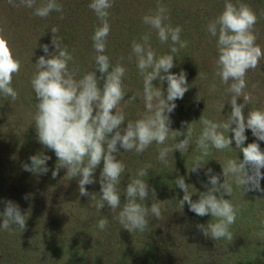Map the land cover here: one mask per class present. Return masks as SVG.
<instances>
[{"label": "rangeland", "instance_id": "1", "mask_svg": "<svg viewBox=\"0 0 264 264\" xmlns=\"http://www.w3.org/2000/svg\"><path fill=\"white\" fill-rule=\"evenodd\" d=\"M137 1L121 0L125 5L123 14L113 17L114 24L111 26L107 38V41L115 38L114 40L127 44L130 51L128 55L131 53L132 41H139L145 33L149 32L146 29L147 25L142 22L143 16L154 12L157 6V0H139L140 12H138L136 10ZM176 1L161 0L168 9V20L165 23H171L179 17L177 12L174 13L172 10ZM202 4L195 6L193 10L201 7ZM66 10L69 11L68 6ZM125 10L127 11L125 12ZM26 15H31V13ZM122 17L123 24H116L115 20H122ZM184 17L185 19H182L184 28L178 22L171 24L173 27L180 26L182 28V40H187L188 37L187 48L189 50L180 49V53L178 52V56L182 57L180 60L186 61L185 59L190 56V53L200 57L204 52L208 57L205 59V64L201 62L202 68H193L189 76L193 89L198 90L189 92V95L191 99L195 95L198 96V100L193 104H188V96H185L180 100L176 113L170 114V129L183 134L177 136L175 140L170 136L166 143L171 145L185 139L187 126L195 121L192 124L193 136L188 152L182 154L176 150L170 153L166 166L157 158L159 146L155 143H153V147L149 148L150 150L143 153H151L148 157L145 155V158H141L143 154L138 158L139 155L135 152L132 154L120 149L115 154L117 160H121L126 166L118 185L121 204L127 200L123 191L127 187L130 177L135 176L137 170L143 168L148 172V175L143 179L147 181L150 192L151 189H155V202L159 203L161 208L160 219L149 216V227L146 231L133 233L123 229L118 220L113 218L118 215L119 209L117 213H112L107 205L101 210L96 207L100 202L101 185L99 181L103 162L93 174L95 183L85 186L89 193L96 194L95 200H92L90 196L80 195L79 178L66 176V169L61 168L59 174L55 178L52 177V172L56 169L58 161L54 151L45 148L38 142L33 121L37 100L30 81L38 58L42 55L46 56L42 45H49V52L55 51V46L52 44L53 33L51 32L53 26L49 31L41 30L40 33L35 34L34 26L30 30L28 25L32 20L24 19L22 21L27 24L21 25L22 35L19 45H25L24 47L32 49L23 51L22 54L19 53L20 56L15 57L20 60L21 64L19 74L14 75L12 81L13 88L18 91V99L12 102L10 97L6 98L0 95V213L4 211V202L11 200L19 205L27 222L24 230L19 229L16 225L10 226L8 230L0 229V264H264V192H244L242 187L236 185L230 178L233 193L232 196L225 195L224 198L232 200V203L239 209L235 223L230 226L233 236L231 241L205 237L197 225L206 226L212 220V216L210 214L203 217L196 215L189 210L187 203L183 208L180 206L179 201L183 199L184 192L175 184L178 177H183L185 183L190 185L192 200L196 201L199 199L200 192L208 190L205 185L211 187L208 176L205 175L207 169L211 168L212 174L220 175V183H223L225 178L222 175L223 169L220 162L229 158L243 159V153L236 147L234 141L231 145L232 148L224 151L211 149L209 155L204 157L196 148L195 141L203 127L199 121L201 116L193 118V115L185 109L191 111L206 103L200 96L215 97V94L216 97L221 96V92L225 91L227 85L222 83L216 75L215 61L217 57L214 55L216 38L213 37L214 40L210 36L206 31V26L200 29L197 27L198 22H195L196 18L200 20L201 24L206 22L203 11L190 12ZM35 18L37 17L35 16ZM124 18H127L128 22ZM137 20H140L142 24H137ZM4 21H2L4 23L0 22V33L3 37L6 33L12 36L16 32L15 28H18L19 25L12 24L6 19ZM62 21L59 19L55 25L59 29L57 34L61 33L60 36L56 34L57 40L61 47L66 46L72 53L74 64L79 68L77 77L79 78L86 71L95 70L94 55L92 53L90 55L91 50L88 52L86 46L88 42L92 41L91 37L95 29L100 26V20L83 8L72 22L78 25L76 28H73L72 24L71 26L62 25ZM189 28L191 32H198L199 35L192 37ZM62 30L68 32L67 36L63 34ZM153 38L157 43L155 33L152 34L151 44ZM261 39L264 48V37ZM158 43L160 44L159 41ZM169 44H163V46L168 45L169 47ZM164 48L169 52V48ZM131 63L135 66L127 67L124 77L126 94L138 97L141 100L138 107L143 110V78L136 67L134 58ZM209 64L210 67H208ZM69 66L72 68L73 64L70 63ZM205 72L207 75L204 74ZM96 75L98 78L101 76L99 72H96ZM137 75L135 82L134 78ZM209 77L214 78L211 83L214 89L204 95L206 88L199 81L204 82ZM246 78L251 82L250 80L247 82L245 92L252 94V100L245 106V116L250 109L264 108V59L260 61L257 69L248 71ZM218 79L219 83L215 85ZM100 83L102 86L103 81ZM198 83L201 84L200 88L204 87L198 89L199 87L196 86ZM153 84L161 88L165 96L167 95L166 80L161 83L157 79L153 81ZM199 91L200 96L197 95ZM230 98V94L222 95L219 110L214 111L207 119L216 122L227 121L232 111L229 103ZM237 103L243 104V97L238 98ZM126 109H124V113L127 112ZM138 113L139 115L143 114L142 112ZM126 125L125 121L123 126L126 127ZM224 134L229 135L230 138L234 135L227 131ZM245 135L247 140L244 146L256 142L264 151V141L257 140L250 129H246ZM38 154L51 157L47 161L49 168L47 174L36 175L23 169L25 163H30L29 157ZM197 158H202L206 163L198 172H191L193 162ZM12 168L24 170L21 173L23 181H20L22 184L20 189L17 187L9 192L7 189L9 185L11 187V175L14 173L10 172ZM261 172L264 173V169H261ZM163 173L165 175L161 177ZM260 186L264 188V179L261 180ZM151 203V198L144 202L145 206L149 207ZM102 218L108 219V227L104 231L97 227L98 221ZM2 223L3 218L0 216V225Z\"/></svg>", "mask_w": 264, "mask_h": 264}, {"label": "clouds", "instance_id": "2", "mask_svg": "<svg viewBox=\"0 0 264 264\" xmlns=\"http://www.w3.org/2000/svg\"><path fill=\"white\" fill-rule=\"evenodd\" d=\"M8 3L13 7L33 9V15L39 18H47L53 11L63 13V5L58 0H40L39 3L37 0H19V3L8 0ZM113 5L114 0H90L88 4L101 24L91 37L96 53L95 70L86 71L79 78V68L74 64L72 53L66 46L61 47L57 40L58 27L51 28L55 51L49 52V45H42L46 56L38 58L30 81L37 100L33 121L38 142L54 151L57 157L52 177L55 178L61 168L66 169V176L79 178L80 195L90 196L95 200L96 194L89 193L85 186L95 183L93 174L103 162L97 209L101 210L105 205L112 213H117L119 209L118 215L113 218L118 220L123 229L131 233L144 232L149 227V216L160 219L162 215L160 204L155 202V189L150 192L147 181L143 179L148 172L143 168L138 169L123 191L127 200L121 204L118 185L126 166L121 160H117L115 154L123 148L125 152L142 155L155 143L159 146L157 158L166 166L170 153L176 150L182 154L188 152L193 136L192 124L195 121L187 126L185 139L171 145L166 143L170 136L175 140L183 134L170 129V114L177 106L175 101L182 99L190 86L183 70L178 74L170 70L175 66L174 57L180 49L188 46V41L181 39L180 26L173 27L170 23H165L168 20V9L161 0H157L156 10L144 15L142 22L150 27L161 44L170 42L169 52L157 55L151 44L152 32L145 33L139 41H132L128 59H135L143 78L145 111L138 119L126 120L121 103L127 106L136 96L125 100L126 68L120 63L113 65L109 55L105 54L111 30L109 9ZM257 19L249 5L240 0L237 3L224 0L221 13L206 26L210 36L216 38V75L227 85L225 91L231 96L229 103L232 111L227 121L216 122L201 116L199 121L203 127L196 138V148L204 157L209 155L211 149L224 151L232 148L234 141L243 153V159L229 158L220 162L225 178L223 183H220V175L212 174L211 168L207 169L205 175L208 176L211 187L205 185L208 190L200 192L196 201L192 200L190 185L185 183V179L178 177L175 180V184L184 192L183 199L179 201L182 208L187 203L189 210L196 215L212 216L206 226L199 224L197 228L205 237L214 240L233 239L230 226L235 223L239 209L232 200L224 198L233 193L230 178L244 192H264V188L260 186L264 179V173L261 172L264 169V151L256 142L244 146L247 140L246 129H250L257 140L264 141V108L250 109L247 116L244 114L245 106L252 100V94L245 92L247 73L257 69L264 59V50L257 44L255 33ZM70 63L73 64L72 68L69 67ZM20 68V61L14 57L8 41L0 37V95L10 97L12 102L18 99V91L13 88L12 81L13 76L19 74ZM97 71L101 74L99 78ZM157 79L161 83L167 81L166 96L161 88L153 84ZM100 81H103L102 86ZM240 97H243V104L237 103ZM125 121L126 127L123 126ZM225 131L234 135L230 138L224 134ZM49 159L51 157L47 155H33L29 157L30 163L23 165V169L36 175L47 174ZM205 163L202 158L195 159L191 172H198ZM149 198L152 200L150 207L144 204ZM4 204V211L0 213L3 218L0 229L8 230L10 226L16 225L24 230L27 219L19 205L11 200ZM97 227L101 231L106 230L108 219H100Z\"/></svg>", "mask_w": 264, "mask_h": 264}, {"label": "trees", "instance_id": "3", "mask_svg": "<svg viewBox=\"0 0 264 264\" xmlns=\"http://www.w3.org/2000/svg\"><path fill=\"white\" fill-rule=\"evenodd\" d=\"M15 2L18 3L19 0H15ZM39 2H40V0H37V3H39ZM232 2L237 3V0H232ZM240 2H243L247 5H249L253 9V11L256 13L257 18H258L257 23L255 25V33L257 35V44H259L261 46L262 50H264L263 45L261 43V41H262L261 37H264V31H263L264 0H240ZM58 3L63 5V13L62 14L59 12L53 11L52 13H50V15L47 18H39V17L35 18V16L33 15L32 9L26 8V7H13V5L9 4L7 0H0V22L4 21V19H6V21H11L12 24L16 23L15 25H19L18 28H15L16 32L12 36H9L6 33V35L3 37L2 34L0 33V37H3L8 41V44H9V46L13 52L14 57H17V55L20 56L19 53H21L23 51H28V50L32 49V48L29 49V48L24 47L25 45H22V46L19 45V43H21V39H20L21 37L20 36L22 35L21 25L25 26L27 24V23H22V21L24 19H31L32 20V22L28 23L30 30H31L32 26H34L35 34H38L41 32V30L49 31L52 26L54 27L56 25V23L58 22V20L59 19L61 20V15H63L62 25L68 24L71 26V24H72L73 28H76L78 25L75 23H72V22L77 17V15L81 12V9H83V8L90 11L91 15L93 14L95 17H97L95 15L94 11H92L88 7L90 0H58ZM139 3H140V1L138 0L137 1L138 5L136 8V10L138 12H140V9L138 8ZM201 3H203L202 5H200L201 7H197L196 9L193 10V8L195 6H198ZM67 6L69 9L68 12L66 10ZM223 6H224V0H177L173 5L172 10H174V13L177 12L179 17H177L170 24L178 22V24L182 25V28H184L183 21H182V19H185L184 15L189 14L190 12L203 11L204 17L206 18V22L204 24H201L200 20L198 18H196V21H195V22H198L197 27H200V29H201V28L207 26L208 21H210L213 18H216L221 13V11L223 10ZM124 8H125V5L121 2V0H114L113 7L111 9H109L110 16L108 19H109L110 26H113V24H114L112 22L113 17L118 16V15H122ZM126 11L127 10H125V12ZM28 13H31V15H26ZM12 18L20 20V21H15ZM124 19L127 21V18H124ZM115 21L117 22L116 24H123V17H122V20H115ZM4 22H2V23H4ZM2 23H1V25H2ZM136 23L138 24L141 22H140V20H137ZM185 23H186V21H185ZM99 24H101V22ZM146 29H148L149 32H151V29L148 25H147ZM188 30L192 34V37H197L199 35L198 32H195V33L191 32L190 28ZM60 34L61 33L57 34V36H60ZM63 34L65 36H67L68 32L63 31ZM152 34L154 35L153 32H152ZM192 37H190V38H192ZM207 38L210 39V37H207ZM114 39L115 38H113V39L111 38L107 41V47H106V53L105 54L109 55L111 63L113 65L120 63L121 65H124L125 68H127V67L133 68V66H135V65L132 64L131 61H129V59H128V57H129L128 53L130 51L127 47V44H125L119 40H114ZM16 40H17V42H15ZM187 41H188V37H187ZM191 41H192V39H191ZM85 42H87V41L85 40ZM64 45H67V44H64ZM92 45H93V41L88 42L86 47H87L88 52H90V50H91L90 55L92 53L95 57L96 53H95V50L93 49ZM152 47L156 51L157 55L168 53V51L164 48V47L169 48L168 45L163 46V44L158 43V40L156 43L154 38L152 39ZM184 49H186L187 51L189 50V48H187V47ZM116 51H118V52H116ZM179 53H180V50H179ZM179 53H177L176 57H174L175 66L170 71L172 73L178 74L181 72V70H183L186 73L187 82H188V85L190 87H189L188 91L185 93L184 98H185V96L186 97L188 96L187 97L188 104H193L198 100V98H197L198 96L195 95L194 98L191 99L189 92H197L198 90L193 89L192 80L190 79L189 76L192 73L193 68H202L201 62L203 64H205V59L208 56L204 52L202 53V55L200 57L197 56L196 54L190 53V56L186 57V59H185L186 61H181L180 59H182V57H181V55L178 56ZM121 54H122V56H121ZM214 55L217 57L216 47L214 48ZM94 66H95V64H94ZM208 67H210V64L208 65ZM204 74L207 75L206 72ZM137 77H138V75L134 78L135 82L137 81ZM213 79L214 78L209 77V79L204 81L205 83L203 81H199L206 88L204 91V95H207L208 93L213 91L214 88L211 85V83L213 82ZM249 80L250 79L246 78L247 82H249ZM250 82H251V80H250ZM200 83H198L196 85L199 87L198 89H202L204 87L203 86L202 88H200L201 87ZM218 83H219V79L215 85H217ZM199 93H200V91L198 92L197 95H199ZM224 94H226V91L221 92V96L219 95L217 97H216V94H215V97L214 96L209 97V96H200L199 95L201 98H203L204 102H206V103L200 105L199 107H195L191 111H189L187 109H185V110L187 112H189L191 115H193V118H195V117L197 118L198 116L203 115V118L207 119L211 116V114L214 111H217V109L219 110L218 107L220 105V99H221L222 95H224ZM130 97H132V96L129 94H126L125 100L129 99ZM33 100H35V98H33ZM180 100L181 99H177L175 101L177 106H176L175 110L173 111V113H176L177 107L179 106V103H180ZM34 102H36V101H34ZM140 103H141V100L138 97H136V99L131 104H128L127 106H125L123 102L121 103V110L123 112H124V109L127 108L126 109L127 112H125L127 120L138 119L141 116V115H139L138 112L144 113L145 109L143 108V110H140L138 107ZM153 146H154V144H152L149 148H151ZM148 149H147V151H148ZM120 150L125 151L123 148H120ZM130 153L133 154L134 152H130ZM145 155H147V157H148L149 155H151V153L143 154V157H141V158H145ZM139 157H140V155L138 156V158ZM144 160H147V159H144ZM23 171L24 170H19V168H16L15 170H14V168H12V170L10 172H11V174H12V172H14V173L11 175V179H12L11 187L9 185L7 191L11 192L12 190L16 189L17 187H18V189L21 188L20 186H22V184L20 181H23V179H22L23 177H21V173ZM164 175H165V173H163L161 175V177H163Z\"/></svg>", "mask_w": 264, "mask_h": 264}]
</instances>
